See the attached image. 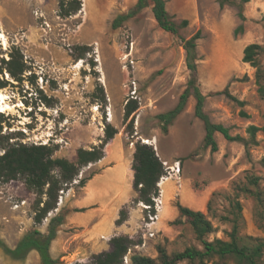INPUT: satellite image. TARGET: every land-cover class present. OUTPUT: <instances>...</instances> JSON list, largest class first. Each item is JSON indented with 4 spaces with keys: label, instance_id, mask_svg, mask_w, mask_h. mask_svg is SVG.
I'll use <instances>...</instances> for the list:
<instances>
[{
    "label": "rangeland",
    "instance_id": "1",
    "mask_svg": "<svg viewBox=\"0 0 264 264\" xmlns=\"http://www.w3.org/2000/svg\"><path fill=\"white\" fill-rule=\"evenodd\" d=\"M166 1L173 20H189L177 33L158 24L152 0L118 27L114 25L117 17L128 14L137 0H82L81 10L69 17L59 14V0H0V66L4 68L0 77L9 82L0 92L14 105L0 115L3 134L13 133L11 141L57 147L55 156L70 159L77 148L99 144L108 121L117 128L129 153L135 151L138 140L149 139L155 141L150 144L163 161L165 173L175 161L181 162V181L168 178L162 182L163 191L169 181L176 188L165 200L169 215H161L156 236H148L143 216L136 217L132 232L123 233L138 242L132 253L153 258L159 256L158 245L169 253L203 248L190 221L180 215L179 203L210 220L209 240L230 239L234 224L242 236L264 238V201L253 193H264V133L259 131L253 141L247 132L249 125L264 124V96L257 79L259 66L264 83V0H233L224 5L220 0ZM199 30L198 90L204 111L213 122L245 138L230 141L217 132L216 151L203 145L205 127L195 115V97L189 98L167 133L157 118L176 106L189 84L183 40ZM252 43L259 45L257 66L244 60V50ZM12 53L15 68L21 56L27 66L19 80L3 62ZM131 98L138 102L132 114L134 134L129 131L130 119L124 120L125 104ZM89 166L81 169L77 181L64 186L66 193L81 190L79 180L97 171ZM134 198L128 205L129 216L130 207L139 203ZM35 199L22 179L0 181V238L8 246L14 248L34 228L47 231L49 218L39 226L34 221ZM23 200L19 208L13 207ZM63 205L64 201L58 202L56 212L67 210ZM92 256L57 259L59 264H89ZM0 264L41 262L36 250L25 259H15L0 246ZM177 264L200 263L183 260ZM208 264L245 263L229 255L214 257Z\"/></svg>",
    "mask_w": 264,
    "mask_h": 264
},
{
    "label": "trees",
    "instance_id": "2",
    "mask_svg": "<svg viewBox=\"0 0 264 264\" xmlns=\"http://www.w3.org/2000/svg\"><path fill=\"white\" fill-rule=\"evenodd\" d=\"M221 4L233 0H220ZM247 1V0H245ZM147 0H137L135 7L128 13L117 17L115 26L118 27L122 21L133 15L135 12L145 7ZM153 14L158 24L166 31L177 33L182 27L189 24L188 19L180 22L173 20L167 10L166 0H152ZM82 8V0H59V14L62 17H69L78 13ZM244 19V15L240 13ZM201 37V31H197L192 37L183 40L186 50V62L190 71V80L187 87L181 93L179 101L171 110L160 113L157 118L161 122V129L164 133L169 130V125L185 109L186 104L191 96L195 97V115L201 119L205 127V136L203 145L211 147L212 151L218 150V142L215 134L221 133L227 140L239 141L244 140L240 134H232L230 128L222 123H216L211 120L209 115L204 111V98L198 90V52L197 40ZM259 45L256 43L249 44L244 50V60L250 61L257 66L255 60L256 49ZM6 69L10 75L19 80L25 73L26 64L23 56L19 59V67L15 68V55L9 60L3 59ZM257 79L259 91L264 96V83L261 81V68L258 66ZM3 66H0V74L3 73ZM8 81L0 77V89L8 85ZM240 101V100H239ZM240 103H243L240 101ZM138 108L137 100L131 98L125 104L124 120L128 122L129 131L134 134L135 116L132 114ZM3 120H0V181L3 183L12 180L22 179L27 189L36 194L34 202V221L40 225L45 219L49 218L48 229L43 232L39 227L27 232L16 244L14 248L8 246L0 238V246L5 252L15 259H25L31 250H36L40 256L41 264H59V260L52 256L50 247L52 241L56 238L58 226L65 220V214L68 210L60 209L58 212V202L60 191L75 181L84 166L102 159L105 155L106 144L118 133L117 128L110 122L106 121L105 136L101 138L99 144H94L90 148H77V161H71L66 157L55 156L57 147L48 144L24 143L18 140L11 141L14 138L13 133L3 134ZM259 131L264 133V124L262 126L249 125L247 132L251 140ZM134 182L133 187L136 191L135 202H144L154 204L153 197L159 193V181L165 173V166L157 153L153 144L138 140L135 143L133 154ZM81 178L79 183L84 186L89 178ZM254 197L264 201L263 192H253ZM239 209L241 208L238 203ZM180 215L186 217L192 224L197 236L202 241L203 248L187 247L182 251L169 253L167 249L158 245V258L142 255L133 252L130 256L131 264H177L183 260L198 261L200 264H208L214 257L224 258L229 255L236 256L245 264H264V238L242 236L238 232V225L234 224L232 231L229 233L230 239L224 240L215 238L209 240L206 238L213 231V226L201 211H196L183 204L177 205ZM51 214V216H50ZM128 205L120 211V217L116 223H124L129 217ZM246 239H250L247 242ZM138 244L129 235H114L110 239V249L95 253L89 264H125V256L128 254L133 245ZM74 264H82L80 262Z\"/></svg>",
    "mask_w": 264,
    "mask_h": 264
},
{
    "label": "crops",
    "instance_id": "3",
    "mask_svg": "<svg viewBox=\"0 0 264 264\" xmlns=\"http://www.w3.org/2000/svg\"><path fill=\"white\" fill-rule=\"evenodd\" d=\"M124 146V140L117 133L106 144L104 157L90 163L89 167L97 169L93 176L80 191L71 189L64 197L63 206L68 212L52 241L50 251L53 257L88 259L95 253L109 250L110 239L114 235L127 234L135 229L138 223L136 217L143 216L140 203L130 207V216L124 223H116L121 209L136 196L132 167L134 150L129 153ZM70 160H77V150ZM175 188L174 181H169L165 186V204L166 198L173 195ZM165 206L161 212L163 217L169 215Z\"/></svg>",
    "mask_w": 264,
    "mask_h": 264
},
{
    "label": "built area",
    "instance_id": "4",
    "mask_svg": "<svg viewBox=\"0 0 264 264\" xmlns=\"http://www.w3.org/2000/svg\"><path fill=\"white\" fill-rule=\"evenodd\" d=\"M40 79H42L41 82H43V77H41ZM181 171H182L181 162L177 160L172 165L169 166V168L167 169V173H164L161 176V179L159 181V186H160L159 193L153 197L154 204H146L144 202H139L143 207V211H145V214L143 215V223L145 225V228L147 229V234L149 237L156 236L157 222L159 221L161 212L165 205L162 182L168 178H176L180 182L182 178ZM68 193L69 192L66 193L64 190H61V194L59 197V204L63 203L64 195H67ZM24 203L25 200H23L21 203L16 202L13 207L19 208ZM131 254H132V248H130L128 254L125 256L124 259L125 264H131V260H130Z\"/></svg>",
    "mask_w": 264,
    "mask_h": 264
},
{
    "label": "bare ground",
    "instance_id": "5",
    "mask_svg": "<svg viewBox=\"0 0 264 264\" xmlns=\"http://www.w3.org/2000/svg\"><path fill=\"white\" fill-rule=\"evenodd\" d=\"M82 61V60H81ZM81 63V62H80ZM81 65V64H80ZM5 98H7L6 97V95L3 93V92H0V101L2 102V104H0V105H2L1 107H0V115H1V113L3 112V111H6L7 109H11L14 105H11V104H9L8 102H6L5 101ZM110 116H113V114H112V111L110 110ZM144 141L145 142H147V143H154L155 141L153 140V141H151V140H149V139H144ZM155 144V143H154Z\"/></svg>",
    "mask_w": 264,
    "mask_h": 264
}]
</instances>
